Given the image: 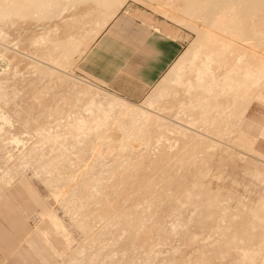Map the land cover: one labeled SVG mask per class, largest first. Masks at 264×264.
<instances>
[{"label":"bare ground","instance_id":"1","mask_svg":"<svg viewBox=\"0 0 264 264\" xmlns=\"http://www.w3.org/2000/svg\"><path fill=\"white\" fill-rule=\"evenodd\" d=\"M63 1L64 0H0V53L3 55L7 54L6 56H8L10 60L12 59L16 62L15 65H13L14 70L10 77L17 78L18 76V79L19 76L21 78L28 75L33 77L34 74L29 73L33 69L32 72H35L36 74L38 73L37 77H39L40 80L36 79L41 82L40 85L38 84L35 87L36 90L33 93V99H29V104H24L25 106L23 105L19 108L18 106H20V104L16 106V102H14V100L11 101L14 98L17 99L18 96L15 94L17 91H14V93L10 89V92L13 94L11 95L9 93L12 96L10 100L7 96L8 92L5 90L8 84L5 79H3L4 81L0 80V99L4 105L8 104V101L10 100L13 104L11 102H9V104L11 103L17 107V109H14L13 112L15 116L26 122H31L32 118L39 114L35 109L36 107H40V109L43 108L42 112H46L48 110L53 111L54 115H56V125L54 124V126L51 127L44 126L45 124H42V126L36 130V135L40 139L41 144L33 145L32 148L25 146L27 149L23 152V154L21 153L22 155L19 157L21 159H17L22 169L30 162L33 163L32 165H36L37 174L41 175V177L43 175L44 180H46L47 187L51 190V192H53L55 199L60 202V204L66 209V212L72 217H70V219L74 218L76 220L75 214H77V220L79 219V222H81V225L79 226H83V230L85 228L84 233L85 231L86 233L87 231L90 232L85 248L83 244L77 245L71 251L72 254H69L70 256L66 257V264H185L187 261L191 262L189 258H185L182 254H180L182 252H179V248H177V246L165 249L161 247V250L156 247L161 240L154 238L153 235L156 233L158 234L162 228L160 227V222L157 220L158 218L156 217V219L153 213L156 208V200L158 199L155 191L157 190L156 187H158L160 181L155 185V179H153L152 176L151 178L150 175L153 171L154 173H158V170H163L164 168L169 171L173 162H171V160L173 159L174 162L178 161L180 165H187V163L192 164V162L195 161V157L196 161L199 160V156H201L202 152H206L208 154V152L212 149L217 148V145L220 144L218 143V140L220 141V138L223 136L220 132L223 133L225 127L224 125L228 123L226 122L228 117L233 116L237 106L239 107L242 103L241 99L239 102L240 105L237 104V101H239L238 97L240 95L244 96V94L248 95L249 93L257 96L261 95V92L264 90V84H262V82H264V46L262 47L264 44V0H194V2L191 1L193 3L192 10L188 12L194 13L199 10L204 12V15L201 16L203 19L201 21L196 19V22L192 19L193 17L195 18L194 14H192V16L194 15L193 17L190 14V16L187 14V19H183V16H180L179 18L177 17V14L179 13H175V17H177V19H181L182 22L186 21V23H191L193 22L192 20H194V23L192 24L193 29H198H196V31L198 34L199 45L200 42L201 44H204L207 47V51L205 50L206 52H203L201 48L199 50L194 48L195 51L189 52L190 55H188L187 58L180 55L181 58L176 61L174 68H171L173 77L171 75V71H169L171 76L168 73V75L172 77V79L169 77L172 81L170 82L168 77H166V80H169L166 82L163 77V82H160L161 85L158 88L156 87L159 92L158 97L169 95V100H172L171 98L175 99L174 101L177 100V103H173V105L171 104L170 106L168 105L170 107H168L169 109L166 106L167 104H164L165 108H163L165 109V113L166 110L168 114L169 112L171 113V110H175V112H172L173 115L171 113L170 116L161 111L162 105L159 108L160 111L152 109L154 104L151 102L155 96L145 105L127 101L121 96L113 95L112 93L104 90L102 87L95 85L82 77H78L77 75L75 76L72 72L68 71L63 62V57L70 54L74 45L82 46L78 52L79 54L77 58L79 59L87 50L90 43L104 28L109 19L114 15L115 10L120 8L126 0H94L91 3L95 2L93 5L94 7L97 6V9H93L91 4H87L90 0H71L70 6L68 5L70 8H74L79 4V6L84 4L86 6L84 5L85 8H83L84 6H81V9L78 8V10H80L77 13L70 14L68 15L69 17L67 16V18L57 23L56 28L53 27L52 30L45 31L44 33L46 34L43 33L38 36L36 35V37L29 40L38 47L40 46L45 48L46 43L44 41L47 35L56 30L54 35L56 39L54 46L51 49L50 47L48 48L50 49L48 54H44L43 51H41L43 53L41 58L38 57L39 55H32V52L30 54V51L26 52L22 48V50H20L19 45L22 46L21 41L20 43H18L19 41L12 43L13 40L9 36H13V34L15 35L17 32L16 27L19 26L17 25L18 22H20L19 24H21V21L25 22V20L28 22V18L35 20L36 16L34 17L33 15H48L49 17H52L51 15H56L55 13H58V11L62 8L64 9ZM115 4L119 7L114 10L112 7ZM172 4L173 3L169 5L172 6ZM189 7H191V5ZM98 9L100 10L97 11ZM97 12H100L99 15L101 20L96 19ZM106 12H109L108 15L112 14V16H105ZM200 14L201 12L199 15ZM31 16L33 18H31ZM13 17L18 18L16 23L14 22ZM90 24H95L96 27H94V29L90 28ZM18 33L20 34V32H17V34ZM8 38H10V40ZM234 44L235 46H233ZM23 45H25L24 42ZM232 46L235 47L234 50L237 54L232 53L234 50H229ZM32 47L36 46L33 45ZM27 48L29 47L27 46ZM52 50L53 53H51ZM229 51H232L230 54L232 53L234 55L229 56ZM33 52L35 53V51ZM66 62L70 61L66 60L65 63ZM233 62L234 64H232ZM19 65H26L28 70L23 67L25 70L22 69V73H19L18 70L20 68L16 70ZM39 68L42 69V72ZM27 73L29 74L27 75ZM7 78L6 80H8ZM51 79H56L61 83L64 82V84L67 83V88L64 91V94H62V97L63 95H66V93L69 94V96L71 94L75 95V100L73 99V95H71L72 97L70 96L71 98L68 95L67 97H69L71 101L73 99L77 103L76 106H78V104L80 105V102H83V99L80 101L81 98H86V101L84 100L83 104H81L82 110H85L83 111L84 113H80V111H78L81 110L78 106L77 111L79 114L76 111L78 115L73 122L70 120L74 117L72 116L73 111L71 109L73 106L70 108L71 104H69V99H66L65 96V100H63L64 98L62 99L63 101L59 100L61 97H58L61 95L60 92L58 91V95L56 94L58 92L52 90V87L47 88ZM43 81H45V83H42ZM170 83L171 85H174L173 88H170L172 86L168 85ZM52 84L55 85V83L51 82V86ZM57 85H59V83ZM60 85L63 86L62 84ZM20 100H22V98ZM25 101L23 102L25 103ZM245 101H247L248 104L249 99ZM245 101L243 103H246ZM59 102H63L64 104L61 103L62 106L67 108L69 107L71 110L62 121L58 119L60 118L61 109H63ZM72 103L74 102L72 101ZM42 105L43 107H41ZM241 107H243V105H241ZM11 108H14V106ZM75 109H77V107ZM238 109L240 110V108ZM241 110L242 111H239L240 113L236 112L238 117H241L243 112H245L244 109ZM223 121H225L224 125H222ZM219 122L222 124H219ZM217 125L224 126L223 130L220 128L221 126H219L221 131L218 132V134L216 133V128H218ZM211 126L215 127V130H212ZM71 139L78 143L76 144L77 146L75 145V148L73 146L74 143L73 145H71L72 142L70 144ZM138 141L144 144L145 148H143V145L142 147L139 146V144L136 148L134 144ZM72 146L74 149L78 148V152L76 151V154H78L75 159L79 161L77 162L78 164L75 162L77 166L71 164V160L74 158L69 159L72 155L68 157L67 154L68 152L69 154H72ZM199 147L201 150L202 148L204 150L198 151ZM45 148L47 149L46 153L44 151ZM122 149L124 151L127 150V153H125L126 151L124 153H120V150ZM74 152L75 151L73 150V153ZM122 153L127 154L128 156L121 155ZM197 153H200V155L198 156ZM122 156L127 157L122 158ZM72 157H75L74 154ZM80 157L83 161H85L81 166H79V164L82 163L79 160ZM83 157L85 159H83ZM201 159L202 158H200V160ZM208 159H211V157ZM75 160H72L73 163ZM18 161H16L17 163L15 165L13 164L16 168ZM206 161L207 160L205 159V162ZM67 163L71 164V166L73 165L74 168L75 166L79 168H75L80 173L77 174V177L79 175V178L77 181L75 179L74 182V185L77 183L76 189H69L74 186H71L73 183L72 181L74 180L65 175V172L68 171L67 167L70 166L69 164L68 166ZM74 168L72 170H74ZM201 168L202 167L199 169ZM15 169H11L10 166V172L11 170H14L15 172ZM64 169L67 170L64 172ZM199 169L195 170L197 172L193 173V177L191 176L192 187L189 185H186L185 187L189 186L192 190L194 187H201L200 185H197V179H200V177L202 178V176H198L200 174L203 175L204 173L202 174L203 169ZM187 170L189 169L187 168ZM203 172H205V170ZM7 173L9 174V171ZM208 173L209 172L207 170V175ZM257 173L261 178V181L264 183V174L260 172ZM8 174H6V172L2 174V181L7 180L6 176ZM15 174H17V172ZM157 175L158 174H156V176L154 175V178L157 177ZM167 175L169 176L168 172ZM162 178H160V180L162 179V183L159 187H163V183L166 185L167 180L169 182L170 177L164 178V176H162ZM156 180L158 182V178H156ZM185 187L184 194H186L193 205H195L194 210H196V213L198 211L197 217L199 216V220H196L198 223L203 225L207 218L212 217V221L213 218L215 219L216 216H218V214L216 216H212L215 213H212L213 211L210 210V207L208 208V206L212 203L211 202L209 204L208 202L212 200L210 198L215 199L216 202L218 201L216 199V196L218 195L217 193H215V195L217 194L216 196L214 194H210L211 191L209 192L208 188L205 186V189L208 191L210 196L212 195L214 197H209L207 196L209 194L206 193V196L210 199L206 200L207 198L205 196L204 197L206 199L202 197L205 195L202 194V192L204 191L203 193H205L207 191L202 189V192L200 190L202 199L197 200L194 196L198 193L196 192L197 194H195V192L192 190L190 191ZM68 189L70 192L75 190L73 193L76 195H74L75 197L73 196L74 199L72 198V201H75L74 206H72L73 203H71V198L69 201V196L66 195V192V194L64 193V191H67ZM80 189L82 192L79 191ZM140 189L143 190V193H140L142 196L139 195ZM77 190L79 193H77ZM73 193H71V196ZM257 196V200L252 205H250V202L249 206L247 205V208L245 207L244 214L241 212L243 215H240L241 217L237 216L241 218V221L245 222H242L244 224H242L243 227L241 225L242 229L245 230H243L244 232L240 230V226L238 229L242 233L236 229L237 227H234L236 229L234 231L237 232L238 230L239 233L232 231V235L230 234L229 236V232L224 234L228 231V228L225 227L227 230L224 228L223 231V229H221L222 226H220L219 236H222L223 239L219 237L220 241H216V243H218V245L216 244L217 247L215 244L212 246V244H210L211 242H208L213 248H217L211 250L212 247L210 246L209 248L211 251L215 250V253L219 252L221 255L224 254L222 255L224 256L223 258H225L228 254L230 255L226 258V261L230 260L222 263L264 264V192H261V194L259 192ZM196 197H199V195ZM219 200L221 202V195ZM223 200H225L224 197ZM215 204L216 203L214 202L213 205ZM72 207H77L75 209H78V213H75V211L72 210L74 209ZM89 208L90 210L93 209L92 212L89 211L93 215L91 217L90 214L91 219L90 217L88 218L89 215L86 212ZM218 209L219 207L215 209L216 213L218 211L224 217V212L226 214L224 204L223 209L222 206H220L219 210ZM85 212L87 221L90 223V220H92V223H90L92 224L91 228L88 224L85 225L87 223V221H84L86 217L83 218L85 216ZM228 214L230 213L228 212ZM234 215L235 214H233V216ZM191 217H193V214ZM80 218L83 219V222ZM76 221L74 222L75 224ZM180 221L177 220L174 223L172 222L173 224L170 226V230L172 232H176L178 225H182V222ZM208 221L210 220L208 219ZM216 221H218L217 218ZM185 222L183 225H185ZM197 222H195L196 225H198ZM213 224H215V222ZM98 225H101V227L99 226L100 228H98ZM202 225L199 226L203 227ZM204 225L206 226L207 223ZM185 226L187 227V224ZM88 227L90 229H88ZM183 229V233L180 232V234L182 233L181 235L185 234ZM121 232L123 233L124 238H127L124 240L127 242L125 244L121 242L119 245L118 243L122 240ZM190 234L191 235L188 236H193L191 232ZM195 235L196 234L194 233L193 237H195ZM156 236L157 235H155V237ZM158 236L160 238L159 234ZM198 248L199 247H197V249ZM205 249H208V247ZM119 252L122 254L121 258L117 257L120 254ZM203 253L205 252L203 251ZM203 253H197L199 256L197 255L198 260L196 261H199L201 264H212L210 261L211 259L209 258L210 256L208 257V254L206 256V254L204 255ZM221 255L219 256L221 257ZM188 263L189 262H187V264Z\"/></svg>","mask_w":264,"mask_h":264},{"label":"rangeland","instance_id":"2","mask_svg":"<svg viewBox=\"0 0 264 264\" xmlns=\"http://www.w3.org/2000/svg\"><path fill=\"white\" fill-rule=\"evenodd\" d=\"M93 1L94 0H90V1H88L89 3L87 2V4H89V5L91 4L92 5L91 7L93 9L94 8L97 9V6L94 7V5H93L95 2L94 3H91ZM141 1H143V2L136 1V0L135 1L134 0H126L124 2V4L122 5V7L120 9L119 8L118 9L119 10L124 9V10H127V11H133V12L136 11V12L140 13L139 15H141L142 17L144 16V17H146L148 19H151L153 21L161 22L162 25L167 26V29L169 31H171L174 35H176L178 38H180L181 40L184 41V49H183L182 54H181V56L183 55L184 58H187L188 55H190L189 52L195 51V49L196 50L197 49L199 50L201 48V50L203 52H206L207 51V49H206L207 47L204 44H201V42H200V45H199L198 34H197V31H196L197 28L196 29H193V24H192V23H194V20L196 22V19L197 20L199 19L198 21H201L203 19L201 16L204 15V12H202L201 10H199L201 12L200 15H199V13H200L199 11H196L194 13L193 12H190V13L188 12V11H191L192 10V7H193V3L192 2H194V0H187V1L186 0H177V1L175 0V2H174V0L173 1L172 0H150V1L149 0H146V1L145 0H141ZM164 2L166 4H168V6H170L169 4L173 3L172 6L173 5L174 6L173 7L170 6V8L171 9L173 8L172 10H174V11H177L178 10L177 12H179L180 9H181V7L184 6V13H183V15L184 14L185 15H184L183 19H187L188 16H190V15L192 16V14H194L195 15V18L193 17L194 15L192 16L193 17L192 19H194V20L191 19L193 22H191V23L190 22H187L186 23V21H184L185 22L184 23L182 21L180 22L177 19L172 18L168 14L166 8H163L162 7L163 4H164ZM70 3H71V0H64L63 1V5H64L63 7H64V9L62 8L61 10H59L60 12L58 11V13H55L56 15H51L52 17H49L48 15H44V16H42V15H39V16L33 15L34 17L36 16L35 17V20L28 18V22H26L27 20H25V22L24 21L23 22L21 21V24H19L20 22H18L17 25H19V26H17L16 28H17V32H20V34L19 33L17 34V32H16L15 35L13 34V36H11V35L9 36L13 40L12 43L13 42H18V41H19L18 43H20V41H21L23 47L21 45H19L20 50L24 49V51H26V52H29L30 51V54L32 52V55H35V56H38L39 55L38 56L39 58H41V56L43 55V53L44 54H48L49 53V50L55 44V40L56 39H55V36L54 35H55L56 30H54L53 33L51 32V34H48L47 35V37H46V39L44 41L46 43V47L45 48L40 47V46H39L40 47L39 48L37 45H35L34 43H32V41H29V40L31 38L36 37V35L38 36V35L43 34L47 30H52L53 27L56 28V24L57 23H59L60 21H62L65 18H67L68 15L73 14V13H77L81 9L80 7L85 5L84 4V5L79 6L80 5L79 4V5H77L78 7L74 5L75 6L74 8L73 7L70 8L69 7L70 6ZM190 5H191V7H189ZM85 6L83 8H85ZM221 6H223V5H221ZM117 7H119V6H117L115 4L112 8H114V10H115ZM78 8H80V9L78 10ZM118 9H116L115 12ZM99 10L100 9H98L97 11H99ZM99 13L100 12H97V14H96V19L97 20H101V17L99 15ZM108 13L109 12H106L105 16L108 15ZM187 14H188V16L186 17ZM196 15L197 16L199 15V16L197 17ZM109 16H112V14H109L108 17ZM31 18H33V17L31 16ZM17 19H18L17 17H15L13 19L15 23H16ZM188 25H190V26H188ZM18 27H19L20 30L18 29ZM89 27L94 29V27H96V25L95 24L94 25L93 24H90ZM44 34H46V33H44ZM10 38H8V39L10 40ZM23 42H24L25 45H23ZM28 43L30 44V46H29ZM31 45L32 46L34 45L36 47H32ZM27 46L30 49L27 48ZM233 46H235V44ZM233 46H232V48H229V50H234L235 47H233ZM263 46H264V44L262 45V47ZM37 47H38V49L36 50ZM49 47H50V49H48ZM80 48H82V46H80V45L79 46L78 45L77 46L74 45V47L71 50L70 54H67V56L65 55L63 57V62L66 65V68L68 69V71L72 72V74H74L75 76L77 75L78 77H82V78L90 81L91 83L102 87L104 90H106L109 93H112L113 95L119 96L116 93H114L113 91H111L110 89H108L103 83H101V82L93 79L92 77H90L87 74L83 73L79 69V67H78V61L80 60V58L82 56L79 59L77 57H78V54H79L78 52H79ZM32 50L35 51V53ZM38 50H39V52H38ZM41 51H43V53ZM234 51L233 52L232 51H229V53H228L229 56L234 55L232 53H236L237 54V52L236 51L234 52ZM230 52H232V53L230 54ZM51 53H53V50L51 51ZM184 54L186 55V57H185ZM6 55L7 54H4V55L1 54L0 55V80L5 79V81L7 82L8 85L6 86L5 90L8 92V94L10 93L11 95H13L12 92H14V91L16 92L17 91V93L14 92L18 96V97L16 96L17 99L14 98V99L11 100L10 98L12 96L10 94L9 95L7 93L6 94H7L8 98L11 101L14 100V102H16V104H17L16 106H18V104H20V106H18L20 108L24 104H27L28 101H30L29 100L30 98L33 99L32 96H33V93L36 90L35 87L38 84L40 85L41 82L38 81V80H40L39 77H37L38 73L36 74L35 72H32L33 69L29 73L30 74L33 73L35 75V77H34V75H33V77L32 76H29L28 75L29 73H27L28 76H25V77H22V78L19 76V79H18V76H17V78L16 77L11 78L10 76H11L13 70H14L13 69L14 68L13 65H15L16 62H14L15 60L13 61L11 59L13 61L12 62L10 60V58L8 56H6ZM181 56L179 58H181ZM178 59L176 61H178ZM66 60L67 61H70V62H66L67 63L66 64L65 63ZM232 64H234V62ZM22 65L21 66L19 65L17 67V69H16V70H18L19 68L21 69V71H20V69L18 70L19 73L20 72L22 73V69L23 70L27 69L26 68V65L25 66H22ZM174 65H176V62L174 63ZM174 65L172 66L173 68H174ZM171 68H170L169 71H171ZM40 69L41 68H39V70ZM169 71L164 76V78H165L164 80H166V77H168V79H169V77L171 75L173 77V72L171 71L172 72V74H171V73H169ZM38 72H40V71H38ZM41 72H42V69H41ZM168 73H169V75L170 74L171 75L169 76ZM172 77H170V78L172 79ZM6 78L8 80H6ZM171 79H169L170 82L172 81ZM161 80L158 81L159 83L157 82L158 84L156 83L157 85L155 84L156 86L155 85L152 86L147 91L145 97L141 101L136 102V103L137 104H140L141 103L142 105L143 104L145 105V104L149 103L153 99V97L155 96L154 99H153V101L156 102V103H154L153 101L151 102V103L154 104L153 107L151 106L152 109L158 111L159 108H160V106L162 105L161 111L164 114L170 116L172 112H175V110L174 109L171 110V113L169 112V114H168V112L166 110V113H165V111H164L165 110L164 109L165 107L164 106L167 104L166 106L168 108L171 104L173 105V103H177V100L174 101L175 99H173V98H171L172 100H169L170 99L169 95H167L169 98L167 96H165V95L162 96V97H158V93L159 92H158L157 88L161 85L160 82H163V78ZM169 80H166V82L169 81ZM45 81H43L42 83H45ZM57 81L58 80H56V79H51L50 80V84L47 86V88H51L52 87V90L57 91V92L59 91L61 95H59V92L56 93V94L59 95L58 97H60V96L62 97V94H64V91L67 88V83L64 84V82L61 83L60 81H58V82ZM51 82L52 83H55V85L52 84V86H51ZM48 83H49V81H48ZM58 83H59V85H57ZM60 84H62L63 86H61ZM262 84H264V82H262ZM168 85L169 86H172L170 88H173L174 87V85H171V83L168 84ZM55 86L56 87L58 86V87L56 88ZM12 88L15 89V90H13ZM10 89H11L12 92H10ZM261 94H262L261 96H257L255 94L249 93L248 95L247 94H244V96L243 95H240L238 97L239 98L238 99L239 101H237V104L240 105L239 102H240L241 99H242V103L245 100H248L249 99L248 104H247V101H245L246 103H243V104L241 103V105H243L244 108L241 107V105L239 107L237 106V109L235 110V114L233 116H231L232 118L230 116L228 117V120L226 121L228 123H226V125H224L225 124L224 123L225 121H223V124L219 122V124L224 125L227 129L224 126H222V125H217L218 128H219V126H221L220 128H222V130H223V127H224L223 133L220 132L221 131L220 128H219V131H218V128H216L217 132L215 131L217 134H218V132H220L223 135V136L221 135L222 136L221 137L222 139L220 138V141L218 140V143H220V144L217 145V148L212 149V150L210 149L211 151L209 150L210 152H208V154L206 152H202L201 156L203 155L204 157L203 156L202 157L199 156L200 153L199 154L197 153V155L199 156V160H200V158H202L200 160L201 162L198 160V158H197L198 161H196V157H195L194 160L196 161V163H195V161L192 162V164L191 163H187V165L188 164H191V165H188L189 166L188 167L187 165H180L178 161H175L174 162V159H173V160H171V162L172 161L173 162H172V165L170 167L172 168V166L174 165L176 168L173 166V168L172 169L170 168L169 171H168V169L166 170L164 168L163 170H158V173L156 172L157 170L155 171L156 173H154V171L152 172L153 174L151 173L150 177L152 176L153 179H155V181L153 180L155 182V185L158 184L159 181H160V184H158V187L155 186L157 188V190L155 192H156V195H157L158 199L156 200V208L154 209L155 211L153 213L155 215V218L156 217L158 218V219L157 218L156 219L160 222V224H161L160 227L162 228L159 231L160 233L158 232V234L160 235V238H159V236H158L157 233L155 235H157L158 237L157 236L155 237V235H153L154 238H158L159 240H161L160 241L161 244L159 242L158 245L156 246L158 249L161 250V247L163 249H165V248H168V247H176L177 246V248H179V252H182L180 254H182V256H184L185 258H189V260H191V262H190V261H187L185 259L187 262H189L188 264H194V263L195 264H198V263H200L199 261H196V260H198L197 257L199 256V254L201 252L203 253V251L205 252V253H203L204 255L206 254V256H207V254H208V257L210 256L209 258L211 259L210 261H211L212 264H225V263H222V262H228L230 260V259L229 260L227 259L228 261H226V258H228V256H230L229 254L227 256H225V258H223L224 256H222V255H224V254L221 255L219 252H218L219 254L217 252L215 253V250L214 251H211L213 249H217L216 247H217L218 243H216V241L217 240L220 241V238H222V236L221 237L219 236V228H221L220 226H222L221 229H223V231H224V228L225 227L228 228V231L225 232V233L223 232V233L224 234H227L229 232L228 235L229 236H230V234L232 235V233H231L232 231L235 232L234 230L240 228L241 225L243 223H245L244 221H241V218H240L241 217L240 215H243L244 214L245 207L247 208V205L249 206L250 202H251L250 205H252L257 200V198H258L257 195L259 194V192H260V194H261V192H264V183L261 181V178L259 177V175L257 173V172H260V173L264 174V160H263L264 159V90H263V93H261ZM27 95H29L30 97L27 96ZM67 95L69 96V94L66 93V95H63L62 98L60 97L59 100H62L65 96H66V99H69V97L71 95H73V94H71L69 97H67ZM246 95H247L248 99H247ZM74 97H75V95H73V99H74ZM21 98H22V100L24 99L23 101H25V100H27V101H25V103H24L22 100H20ZM42 99H43V96H42ZM73 99H72V101L74 103H72V101L69 99V104H71V106L70 105L69 106H70V108L73 106L71 109L73 111L72 112L73 113L72 116H74L73 117L74 119L72 117H70V118H72V119H70V120H72L71 122H73L75 120L76 116L79 114L78 111H80V113H82L83 111H85L84 109L82 110V105L81 104H83V102H84V100L86 98L85 99L84 98H81L80 99V101H82V99H83V102H80L81 103L80 104L81 106L78 104V106H79V108L81 110H78V106H76L77 103L74 101L75 99L74 100ZM10 100L8 101V104H5L4 105L3 102H1L2 100L0 99V113H5L6 112L7 115H8V118H9L10 122L13 124V126L5 125L3 127L8 132L5 135H3V138H5V140H4L5 141V145H3L2 142L1 143L4 146L3 155L6 154V152L7 153L10 152L12 155L9 157V155L7 154L6 157L4 155V157H5L4 159L0 158V165H3V164H5V165H13L12 162L14 160H18V159L20 160L21 159L19 157H21L20 155H22L23 152L27 149L26 147L32 148L33 145H39V144H41L40 139L36 135V130L39 127H41L42 124H45L44 126H51L52 127V126H54L55 121H57L56 120V115H54L53 111H49L48 110L46 112H42V109L43 108L40 109V107L37 108L36 106H35L36 107L35 109L37 110V112L39 114L37 116H35L34 118H32L31 122H26V121H23L22 119H18L15 116V114L13 113L14 112V109L16 110L17 107L15 105H12L13 103ZM63 100H65V98ZM125 100H127V99H125ZM18 101H21L23 104L21 102H18ZM127 101H129V100H127ZM172 101H174V102H172ZM9 102H11L12 104L11 103L9 104ZM61 103L64 104L63 102H61ZM61 103H60V106H62ZM244 104H246V105H244ZM13 106H14V108H11ZM41 107H43V105ZM76 107H77V109H75ZM62 108L63 109H61L60 116H59L60 118L57 117L61 121L64 120L66 118L67 113L69 111H71L69 109V107L67 108V107H63L62 106ZM64 108H66V109H64ZM238 108H240V110ZM241 109H244L245 112H243V115L241 117H238V115L236 114V112L238 113L239 111H242ZM33 111H35V110H33ZM76 111L78 112V114H77ZM74 112H76V113H74ZM172 115H173V113H172ZM229 119H230V121H229ZM204 127H206V126H204ZM211 127H212V130H215L214 129L215 127H213V126H211ZM13 134H18L19 136H21L22 139L26 142V144H23V147H22L21 145H16L15 143L10 142L11 139H9V138H11L13 136ZM241 136H244V138H246V143H245L246 144V147H244L242 145V142L240 140V137ZM71 142H72V144H71ZM73 143H74V145H73ZM140 143L141 142L138 141L137 143L135 142V144L134 143L133 144L135 145L136 148L138 147V144L141 147L143 145V148H145L144 147V144L141 143V145H140ZM70 144L73 145L74 148H75L77 146L76 144H78V143L74 142V140L71 139L70 140ZM229 144L235 145V147H233V148H232V146L231 147H228L227 145H229ZM73 146H72V148H73ZM21 148H22V151L19 153V150ZM74 148L71 150L72 154L71 153L69 154V152L67 153L68 154V157L71 156V155L73 156V154H74L75 157H72V156L69 157V159L70 158L71 159L74 158L72 160H75L76 157H77V154H78V153L76 154V151L78 152V150H77L78 148H76V149H74ZM199 148H198V151H203L204 150L203 148H202V150H201V148L200 149ZM73 150L75 151L74 153H73ZM122 150H120V153L121 152L124 153L125 151H126L125 153H127V150H125V151L124 150L122 151ZM196 150H197V148H196ZM196 150H195V152H196ZM44 151L46 153L47 152V149L45 148ZM18 153H19V155H18ZM123 153L121 155H127V154H123ZM203 153H205V154H203ZM126 157H123L122 156V158H126ZM210 157H211V159H208ZM83 159H85V158L83 157ZM205 159L207 160L206 161L207 163L205 162ZM72 160H71V162H72L71 164L77 166V164H78L77 162H79V161L75 160L74 163L76 162L77 164L76 163L74 164ZM79 160L82 162V163L80 162L81 164H79V166H81L83 164V162H85V161H83L81 157H80ZM29 161H31V160H29ZM32 164H33L32 162H30L29 164H27L24 167V169H23L24 170V173H22V174L20 173L21 175L18 174L19 176L22 177V179H15L14 180V183L8 189V191L10 193V196L7 197L5 195H1V197H0V203L1 204H7L9 206L2 207V209H4V211L3 212H0V214L2 213L4 215H9V216L11 214V215H13V217L11 216V218L16 219V217H14V216H17L16 214H20L21 213L20 210L25 209L27 211L25 213H29L30 215H33L34 216L35 213H36V210L37 209H41V206L35 204L34 201L32 200V198H33V197H31L32 195L25 190V188H33L32 189V194H35L36 196H38L41 199H44V202L46 204L47 209L48 210H51V211H55L56 214L60 218H62L64 220V223L67 225L68 230L71 233V237L70 238H71V240L73 242V247L72 248H74L75 246H77L79 244H83L84 245V248H85V245L87 244L88 237L90 236V232L87 231V233H86V231H85V233H84L85 228L83 230L82 229L83 226H79V225H81V222H79V219L77 220V218H78L77 214H75V216H76V220L78 222L74 218L73 219H70L71 216L69 215V213L66 212V209L60 204V202L57 199H55L53 192H51V190H49V188L47 187L46 180H44L43 175H42V177H41V175H38L37 174V171H36V169H37L36 165H32ZM68 164L69 163H67V165ZM71 164H69L70 166L68 165L69 167H67V169H68V171H66L67 173L65 172V170H67V169H64V172H65V175H67L69 178H71L72 180H74V181H72L73 183L71 184V186H73L74 185V182H75V179L77 181V179L79 178V175L77 177V174L79 173L77 171V169H79V168L75 166V168H77V169H75L73 167V165L71 166ZM183 166H185V167H183ZM72 167L74 168V170H72L73 169ZM194 167H195V169H194ZM200 167H202V168L199 169ZM207 167H208V169H207ZM69 168H70V170H69ZM187 168L189 170H187ZM32 169L34 170L35 173H33ZM198 169L199 170H202L203 169L202 170V174L204 173L203 175L200 174L198 176V177L202 176V178L200 177V179L199 178L197 179L198 180L197 185L198 186L200 185L201 187L200 188L199 187H196V188L194 187V189L192 190L191 189V187H192L191 186L192 185V180L191 179L193 177V173L194 172H197L195 170H198ZM164 170H166V171H164ZM204 170H205V172H203ZM207 170L209 172L208 175H207ZM20 171H22V170L17 169V172H20ZM159 171H161V172H159ZM163 171H164V173H163ZM167 172H168L169 176L167 175ZM2 174L3 173L0 172V179L3 176ZM156 174H158V175H157V177L154 178V175L156 176ZM159 175H160V177H159ZM188 175H189V178H188ZM162 176H164V178L170 177L169 178V182L167 180V184L166 185L163 183L164 186L163 187L162 186L159 187V185H161V183H162L161 182V180L163 179ZM156 178H158V182H157ZM160 178H162V179L160 180ZM217 178H218V180H217ZM1 182H2V179L0 180V183ZM80 182L82 183L81 180H80ZM199 183H201V184H199ZM76 184L77 183H75V185L73 187H70L69 189H71V188L76 189V187H77ZM186 185H189L191 187L190 188H189V186L185 187ZM205 186H206V188H208V191L209 192L211 191L210 194H214L215 195V193H217L219 195V198H218V195L217 194H216L217 196L215 195L216 196V199L218 200L217 201L218 203L213 198H210L213 201L212 200L211 201H208L209 204L212 202L210 204V206H208V208L210 207V210L213 211L212 213H215L212 216H216L218 214V216H216V218L218 219V221H216V218L215 219L213 218L212 221H211V218L212 217L211 218H207L206 221L204 222V224L207 223L206 226L204 224L202 225V224H200V223H198L196 221V220H199V218H198L199 216L197 217L198 211L196 213V210H194V208H195L194 206L195 205H193V203L189 200V197L186 194H184L185 193L184 187H185L186 189H188L190 191L192 190L193 192H195V194L198 193L197 195L194 196L195 198H197V200L198 199L199 200L202 199V197L203 198L206 197L207 198V199L205 198L206 200H210L209 197H211L212 195L210 196V194L208 193V191L205 189ZM69 189L67 191H64V193L66 192L67 194L66 193L65 194L69 196V197L67 196L69 198L68 200L70 201V198H71V201H72V198L74 199V197H75L74 195H76V194L73 193V191H75V190L72 189L73 191L70 192ZM202 189L205 190V191H207V192L203 193L204 191ZM200 190H201V192L203 191L202 194H205V195L202 196V194H200L201 193ZM79 191L82 192L81 189ZM79 191L77 193H79ZM227 191H228V193H227ZM68 192H69V194H68ZM71 193H73L72 196H71ZM140 193H143V190L142 189H140V192H139V195L142 196V194H140ZM206 193L209 194V195H207L209 197L206 196ZM224 194H225V196H224ZM230 194H232V195H230ZM198 195H199V197H196ZM220 195H221V199L223 200V197H224L225 200H223V201L221 200V202H220V200H219L220 199ZM212 197H214V196H212ZM226 197H227V199H226ZM238 200H239V202H238ZM188 201H190V202H188ZM247 201H248V203H247ZM214 202L216 203L215 204L216 207H215V205H213ZM71 203H73L72 206H74L75 201L73 200ZM169 203H171V204H169ZM218 204L220 206H222V209H223V204H224V208H226V210H225L226 211V214L224 212V217L221 215V213H219L218 211L216 213V211H215V209H217L218 207L220 209V206ZM243 204H244V206H243ZM72 208H74V207H72ZM75 208H77V207H75ZM75 208L72 209V210L75 211V213H78V209H75ZM64 209H65V211H64ZM89 211L92 212L93 209L90 210V208H89L88 211H86L87 214L89 215V216L87 215L88 218L90 217V214H91V217L93 216L92 213L89 212ZM193 211H194V213H193ZM86 212H85V216L83 215L84 217L83 216H81V217L85 218L86 217ZM228 212L230 214H228ZM241 212L243 214H241ZM185 213H187V214H185ZM192 214H193V217H191ZM233 214H235V215L233 216ZM189 215H191V216H189ZM237 216H240V217H237ZM91 217H90V219H91ZM232 217H234L235 219L232 218ZM182 218L184 219V221H183ZM80 219H82V218H80ZM208 219L211 222L208 221ZM230 219L231 220L233 219L232 220L233 222ZM177 220L180 221V222H182V225H178V228L176 229V232L174 231L175 232L174 233V232H172L170 230L171 229L170 226L174 222H176ZM22 221L24 222L23 224L28 225L31 228V232L32 233L38 234V232L36 230H34L35 227H39V228H41L43 230H46L47 235H48L47 238L49 240L48 244L45 243L46 244V248H47V264H52L53 262L57 261L58 258L55 257L54 254L49 251V247H50L51 243H53V244H55L57 246V248H62L63 247V241H65V240H63L61 238V236L58 235L57 232H55L54 227H53V224L50 221L49 217L46 214H44V215H40L37 218H33L32 216L29 219H25L24 218ZM75 221H76V224L74 223ZM84 221H87V217L85 218ZM90 221H91L90 223H92V220H90ZM185 221H187V222H185ZM213 221L215 222V224H213L214 223ZM82 222H83V219H82ZM184 222H185V225L187 224V227L185 225H183ZM195 222H197L198 225H196ZM208 222H209V224H208ZM90 223L87 221V223L85 225L88 224V226L91 228L92 224H90ZM101 225H98L97 227L100 228ZM162 225H163V227H162ZM199 225H202L203 227H201ZM243 225H242V227H243ZM209 226L211 227V229H210ZM89 227H88V229H90ZM234 227L235 228L237 227V228L235 229ZM242 227L240 228V230L242 232H244L245 230L242 229ZM164 229H166V230H164ZM182 229H183V231L185 232L186 235L185 234L184 235H181L183 233L182 232ZM238 230L235 233H239L240 230L239 231ZM186 231H188V232H186ZM217 231H218V233H217ZM88 232H89V235H88ZM180 232H182V233L180 234ZM190 232L193 234V236H194V233H195L196 234L195 237L188 236V235H191ZM161 233H163V234H161ZM215 235H216V237H215ZM121 236H122L121 237L122 240L120 241V243H118L119 245L121 244V242L123 244H125L127 242V241L126 242L124 241L127 238L126 237L124 238L123 233H122ZM183 237H184V239H183ZM189 237H190V239H189ZM181 240H182V242H181ZM206 240H210V241H206ZM212 240H213V242L215 240V242L213 243ZM201 241H202L203 244L201 243ZM219 241H217V242H219ZM195 242H197V243H195ZM208 242L209 243L211 242L210 244H212V246L215 244L216 247L214 246L215 248H213ZM65 243H66V241H65ZM66 246H67V243L65 244V247ZM206 246L208 247V249H205V248H207ZM210 246L212 247L211 250L209 248ZM197 247H199L198 248L199 250L197 249ZM201 248H202V250L203 249L204 250L202 251ZM195 251H196V253H195ZM210 252H211V254H210ZM119 253L120 254L117 257L118 258H121V255L122 254H121V252H119ZM197 253H199V254H197ZM69 254H72L71 253V249L69 251H67L65 254H63V255H61L59 257L60 259L58 260L57 264H64V263L66 264V261H67V258L66 257L70 256ZM219 255H221V257ZM186 256H188V257H186ZM187 262L185 264H187Z\"/></svg>","mask_w":264,"mask_h":264},{"label":"crops","instance_id":"3","mask_svg":"<svg viewBox=\"0 0 264 264\" xmlns=\"http://www.w3.org/2000/svg\"><path fill=\"white\" fill-rule=\"evenodd\" d=\"M163 5V8L168 9L169 15L174 16L172 18L184 17L182 14L184 6L177 12L178 10H172L173 8L171 9L165 2ZM119 9L91 42L78 61V67L83 73L103 83L117 95L136 103L141 101L147 91L160 81L174 65L182 54L184 41L169 31L167 26L162 25L161 22L142 17L136 11ZM175 13H179L177 17H175ZM177 20L181 21L179 18ZM11 124L6 112L0 113V158L2 159L7 154L9 157L12 155L10 152H6L5 157L3 155V145H5L3 135L8 132L3 127L5 125L13 126ZM9 139H11L10 142L22 147L23 144H26L18 134H13ZM240 140L242 145L246 147V138L241 136ZM227 146L235 147L231 144ZM21 151L22 148L19 153ZM16 161L18 160H14L12 163L15 165ZM18 164L17 168L13 165H0V172L8 174L9 171V176H6L7 180L0 183V197L1 195L9 197L8 189L14 183V180L22 179L18 174L24 173V168L22 169ZM10 166L11 169L16 168L15 172L14 170H11L13 173L10 172ZM18 168L22 171L17 172ZM32 171L35 173L33 169ZM16 172L17 174H15ZM32 189L25 188L32 195L34 203L41 206V209L36 210L34 216L25 213L27 212L25 209L20 210L21 213L14 216L16 219L11 218V216L13 217L11 214L10 216L0 214V264H47L46 244L49 242L48 235L46 230L39 227L34 228L38 234L32 233L31 228L23 224L22 220L24 218L29 219L31 216L37 218L46 214L52 222L55 232L66 241V247L65 241H63L62 248H57L53 243L49 247V251L58 260L61 255L70 249L72 251L76 247L72 248L71 233L64 220L55 211L48 210L44 199L32 194ZM5 206L9 205L0 203V212L4 211L2 207ZM58 260L52 264H57Z\"/></svg>","mask_w":264,"mask_h":264}]
</instances>
